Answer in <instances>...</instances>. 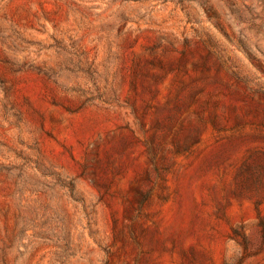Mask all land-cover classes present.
<instances>
[{"label":"rangeland","instance_id":"1","mask_svg":"<svg viewBox=\"0 0 264 264\" xmlns=\"http://www.w3.org/2000/svg\"><path fill=\"white\" fill-rule=\"evenodd\" d=\"M0 264H264V0H0Z\"/></svg>","mask_w":264,"mask_h":264}]
</instances>
